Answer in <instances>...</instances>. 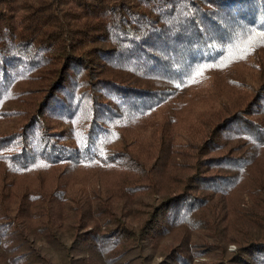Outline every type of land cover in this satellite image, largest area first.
<instances>
[{
  "label": "trees",
  "instance_id": "1",
  "mask_svg": "<svg viewBox=\"0 0 264 264\" xmlns=\"http://www.w3.org/2000/svg\"><path fill=\"white\" fill-rule=\"evenodd\" d=\"M0 264H264V0H0Z\"/></svg>",
  "mask_w": 264,
  "mask_h": 264
}]
</instances>
